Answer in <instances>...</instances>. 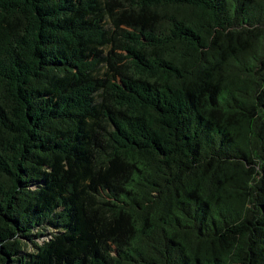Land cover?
Listing matches in <instances>:
<instances>
[{
	"label": "trees",
	"instance_id": "16d2710c",
	"mask_svg": "<svg viewBox=\"0 0 264 264\" xmlns=\"http://www.w3.org/2000/svg\"><path fill=\"white\" fill-rule=\"evenodd\" d=\"M0 264H264V0H0Z\"/></svg>",
	"mask_w": 264,
	"mask_h": 264
},
{
	"label": "rangeland",
	"instance_id": "374dc122",
	"mask_svg": "<svg viewBox=\"0 0 264 264\" xmlns=\"http://www.w3.org/2000/svg\"><path fill=\"white\" fill-rule=\"evenodd\" d=\"M46 233H49V231L46 232ZM47 239H48V237H47V236H44V237L40 238L38 241H39L40 244H42L43 241H45V240H47ZM29 250H32L31 246H30Z\"/></svg>",
	"mask_w": 264,
	"mask_h": 264
}]
</instances>
